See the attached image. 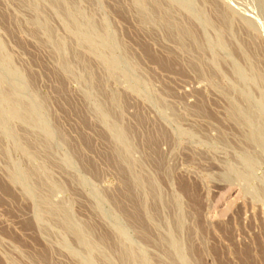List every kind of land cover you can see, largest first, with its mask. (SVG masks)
I'll use <instances>...</instances> for the list:
<instances>
[{"label": "rangeland", "instance_id": "374dc122", "mask_svg": "<svg viewBox=\"0 0 264 264\" xmlns=\"http://www.w3.org/2000/svg\"><path fill=\"white\" fill-rule=\"evenodd\" d=\"M0 264H264V0H0Z\"/></svg>", "mask_w": 264, "mask_h": 264}, {"label": "bare ground", "instance_id": "6f19581e", "mask_svg": "<svg viewBox=\"0 0 264 264\" xmlns=\"http://www.w3.org/2000/svg\"><path fill=\"white\" fill-rule=\"evenodd\" d=\"M200 108V107H199ZM207 114V113H206ZM237 118V117H236ZM123 174V173H122ZM131 191V190H130ZM131 193V192H130ZM130 200V199H129ZM121 209V208H120ZM124 213V212H123Z\"/></svg>", "mask_w": 264, "mask_h": 264}]
</instances>
